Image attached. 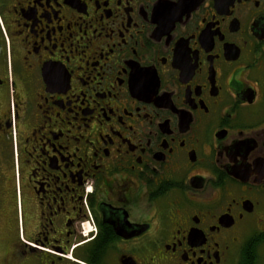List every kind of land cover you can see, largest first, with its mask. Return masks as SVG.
I'll return each mask as SVG.
<instances>
[{
    "label": "flooded vegetation",
    "instance_id": "1",
    "mask_svg": "<svg viewBox=\"0 0 264 264\" xmlns=\"http://www.w3.org/2000/svg\"><path fill=\"white\" fill-rule=\"evenodd\" d=\"M0 221V264H264V0H0Z\"/></svg>",
    "mask_w": 264,
    "mask_h": 264
},
{
    "label": "rangeland",
    "instance_id": "2",
    "mask_svg": "<svg viewBox=\"0 0 264 264\" xmlns=\"http://www.w3.org/2000/svg\"><path fill=\"white\" fill-rule=\"evenodd\" d=\"M1 223V221H0ZM7 232L5 231V227H2V225H0V239L3 235H5ZM8 242L6 243V247L3 248V241L0 240V261L2 256L4 255L5 251H8L10 248L8 246ZM4 251V252H3Z\"/></svg>",
    "mask_w": 264,
    "mask_h": 264
}]
</instances>
